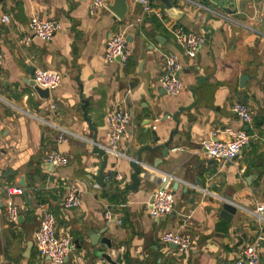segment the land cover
<instances>
[{
	"label": "crops",
	"instance_id": "obj_1",
	"mask_svg": "<svg viewBox=\"0 0 264 264\" xmlns=\"http://www.w3.org/2000/svg\"><path fill=\"white\" fill-rule=\"evenodd\" d=\"M92 1L0 2V264H52L35 245L41 206L55 216L57 233L74 241L76 251L65 264H110L104 254L118 264L235 262L264 225L255 218L264 205V0H234L225 5L228 12L218 8L215 13L209 10L210 0H168L172 10L164 0H152L165 22L149 15L142 26L136 25L141 7L135 0H128L124 22L108 7L92 14ZM5 15L9 24L2 22ZM34 16L55 19L62 29L51 42L34 38L27 47L19 42L29 34ZM168 24L205 36L197 58L183 54ZM125 28L129 61L125 67L107 64L108 39ZM168 54L179 57L183 66V89L177 96L161 86ZM39 69L62 75L50 100L39 98L32 86ZM239 102L252 111L251 125L231 110ZM116 104L133 114V136L121 146L126 157L109 155L106 186L101 187L95 176L102 158L94 152L93 140L97 135L100 147L108 145L106 113ZM177 113L179 132L168 157L144 153L141 183L133 189L130 161L137 159L140 148L169 141ZM59 128L70 134L68 142L57 143ZM225 128L245 130L251 140L236 159L221 163L207 157L202 143ZM55 152L64 154L69 164L50 165L47 158ZM22 177L24 193L10 197L6 190L18 188ZM163 179L175 193V210L156 220L149 205ZM74 187L80 190L81 205L67 211L61 201L67 188ZM226 197L237 208L230 219L222 217ZM9 201L20 212L15 224L9 220ZM169 231L191 237L187 257L160 241ZM101 238L110 241L111 250ZM261 259L264 264V255Z\"/></svg>",
	"mask_w": 264,
	"mask_h": 264
},
{
	"label": "built area",
	"instance_id": "obj_2",
	"mask_svg": "<svg viewBox=\"0 0 264 264\" xmlns=\"http://www.w3.org/2000/svg\"><path fill=\"white\" fill-rule=\"evenodd\" d=\"M135 3L141 7V15L137 19L138 26L144 25L145 18L149 15H156L161 21L164 20L155 8L152 0H135ZM92 14H97L99 10L108 7L105 0H93L91 3ZM10 17L5 15L2 17V22L9 24ZM29 34L24 36L19 43L24 46H31L34 38H38L43 42H51L55 35L62 29V24L55 20H45L34 16L28 22ZM168 30L176 40L177 44L183 51L186 57L191 59L197 58L200 49L206 44L207 39L203 34H195L185 31L183 26L176 24H168ZM128 32L127 28L121 29L108 39L107 46L104 53L105 62L108 64L119 63L125 67L129 61L130 50L128 48ZM164 71L161 78V86L168 95L177 96L183 89V82L181 81V73L183 66L179 57L168 54L165 56ZM3 55L0 52V68L3 64ZM36 85L44 90L52 92L62 84V75L55 70L39 69L34 73ZM55 105H51L54 109ZM231 110L236 117L240 119L245 125H251L254 121L253 113L243 103L233 104ZM106 123L108 127L107 143L108 145L103 149L107 154H112L117 158L126 157V154L121 150L124 141H130L133 134L132 121L133 114L125 109L122 104H116L109 108L106 113ZM70 134L65 130L58 129L57 143L63 144L68 142ZM251 136L245 130H233L232 128L217 129L210 134V136L203 141L202 149L209 159L218 162H232L236 159L245 147L250 143ZM178 150V149H177ZM47 162L55 167H65L69 164L68 158L60 153H51ZM121 179V178H119ZM168 179H163L162 187L154 194V199L149 205L150 216L156 220H163L171 215L175 210V196L168 187ZM167 184V185H166ZM7 193L10 197L23 194L24 190L20 186L18 188H8ZM2 200V192L0 189V202ZM81 205L80 190L76 187L67 188V193L61 201L63 209L70 211ZM43 215L39 223V229L35 234V245L42 258H48L52 264H65L66 261L76 251V246L70 235H59L57 233V222L55 216L43 206ZM9 220L15 224L19 218V210L12 201L7 204ZM106 219L110 221L112 214L107 212ZM255 218L264 224V205H261ZM264 226V225H263ZM261 227L260 233L255 241L247 245L241 251L239 257L231 264H263L261 256L264 255V227ZM160 241L165 244L174 245L179 252L187 257L190 253L192 242L191 237L180 232L169 231L160 237Z\"/></svg>",
	"mask_w": 264,
	"mask_h": 264
},
{
	"label": "water",
	"instance_id": "obj_3",
	"mask_svg": "<svg viewBox=\"0 0 264 264\" xmlns=\"http://www.w3.org/2000/svg\"><path fill=\"white\" fill-rule=\"evenodd\" d=\"M5 0H0V2H3ZM212 3L210 5L209 10L212 13H215L216 10L218 8L228 12V10L225 8L226 4L232 3L234 2V0H210ZM166 6L168 7V9L172 10V4L168 1V0H164ZM114 4H111L108 6L109 10L112 11L117 18L124 22L126 19V16L130 10V5L128 3V0H114L113 2ZM24 8L21 7L20 8V15L24 16ZM212 17V15L210 16V18ZM205 32H210L212 33L213 30L210 28L205 27L204 28ZM208 38V37H207ZM242 80H244V78H242ZM33 88L35 89L36 94L38 95L39 98H41L42 100H50V91L49 90H44L42 88H40L39 86L36 85L35 81L32 84ZM86 105V103H84ZM180 113H177L174 116V120L177 123V127L173 130L169 141L166 142V144L162 145V146H150L147 145L145 147H142L139 149L138 152V157L135 160H131L130 161V167L132 168V170H134V173L131 176V180H132V188L133 189H137L138 186L140 185L141 181L139 179V176L142 174L143 172V160H142V156L144 153H146L147 151L150 153H154V152H161L163 159H166L170 153V145L173 143V139L174 136L178 134V127H179V121H178V116ZM84 115L86 120L89 122L90 126H91V122L88 119V115L86 114V111L84 110ZM93 130L96 132V130L93 128ZM94 152L101 156L102 161H101V166L99 169V173L95 176L97 183L101 186L104 187L106 186V182H105V178H106V168L108 165V161H109V154H107V152H105V150L100 147L99 143H98V139H97V135H95L94 137ZM51 165V164H50ZM169 183V182H168ZM167 185V184H166ZM178 183H175L174 185V189L177 190L178 189ZM196 185L201 187L200 185V180H197ZM19 186L25 188L26 187V183H25V179L24 177L21 178L20 182H19ZM173 194H175L173 192ZM25 196L28 198V193H25ZM224 206H223V211H222V217L226 218V219H230L231 215H234L237 212V208L232 204V199L229 197L225 198L224 201ZM94 234H96V237L99 236V233L95 232ZM93 234V235H94ZM93 237V236H92ZM98 241H100L101 244L106 245L108 247L109 250L112 249V245L110 243V241L108 239L105 238H101ZM97 241V242H98ZM96 242V243H97ZM96 243H93L92 245H96ZM176 247V246H175ZM177 248V247H176ZM103 258L110 264H118L117 262H115L114 260H112L111 256L104 254L102 255Z\"/></svg>",
	"mask_w": 264,
	"mask_h": 264
}]
</instances>
